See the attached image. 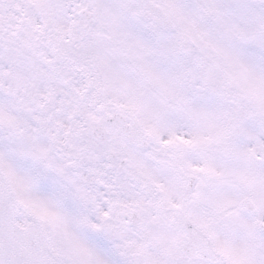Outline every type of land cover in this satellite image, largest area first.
<instances>
[{"label":"snow or ice","instance_id":"6c2138e0","mask_svg":"<svg viewBox=\"0 0 264 264\" xmlns=\"http://www.w3.org/2000/svg\"><path fill=\"white\" fill-rule=\"evenodd\" d=\"M0 264H264V0H0Z\"/></svg>","mask_w":264,"mask_h":264}]
</instances>
